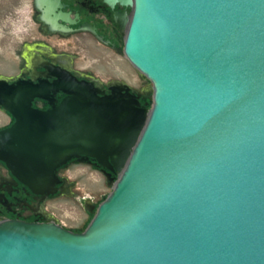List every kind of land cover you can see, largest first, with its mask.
I'll return each instance as SVG.
<instances>
[{
    "label": "water",
    "instance_id": "95a60500",
    "mask_svg": "<svg viewBox=\"0 0 264 264\" xmlns=\"http://www.w3.org/2000/svg\"><path fill=\"white\" fill-rule=\"evenodd\" d=\"M120 2L144 104L125 82L105 94L42 58L38 74L28 57L27 74L0 75L14 117L0 160L19 181L52 192L79 154L117 174L81 232L0 221V264H264V0Z\"/></svg>",
    "mask_w": 264,
    "mask_h": 264
},
{
    "label": "flooded vegetation",
    "instance_id": "af4514ba",
    "mask_svg": "<svg viewBox=\"0 0 264 264\" xmlns=\"http://www.w3.org/2000/svg\"><path fill=\"white\" fill-rule=\"evenodd\" d=\"M132 6L122 4L120 0L111 5L107 0H30V19L34 40L23 45L21 52L22 66L19 71L10 76L27 74L28 57L34 59L35 68L29 71L40 73L43 67L36 65L42 58L60 70H67L78 80L98 81L105 94L111 91L107 87L114 82H125L142 91L141 104L149 100V87H135L125 78L99 76L96 67L103 62L111 64L115 56H123L128 64L140 74L128 61L123 53L125 31L115 21V13L129 12ZM41 78V77H40ZM56 77H48L52 82ZM144 78V77H143ZM38 79L34 80L37 82ZM54 103H59L66 93L57 91L51 96ZM33 107L47 109L50 103L46 99L35 98ZM14 117L0 109V130L10 126ZM77 166L88 169L108 178H117L115 171L100 165L95 158L79 154L71 157L56 170V182L52 192H36L17 179L6 164L0 160V221L21 220L25 222L55 221L65 225L56 217L53 204L62 197L74 196L78 181L71 171ZM83 208L92 213L97 204L90 196L81 198ZM89 208H93L91 211ZM67 228V227H66ZM79 232L78 230L68 228Z\"/></svg>",
    "mask_w": 264,
    "mask_h": 264
},
{
    "label": "rangeland",
    "instance_id": "374dc122",
    "mask_svg": "<svg viewBox=\"0 0 264 264\" xmlns=\"http://www.w3.org/2000/svg\"><path fill=\"white\" fill-rule=\"evenodd\" d=\"M32 26L30 0H0V75L10 76L19 71L23 45L34 40ZM96 69L103 78H125L138 88L151 86L144 76L138 78L137 72L120 55L115 56L111 64L103 62ZM71 175L78 181L75 195L60 198L52 209L65 227L81 232L94 215L83 208L81 198L88 195L98 205L111 192V187L103 176L86 166H77Z\"/></svg>",
    "mask_w": 264,
    "mask_h": 264
},
{
    "label": "trees",
    "instance_id": "16d2710c",
    "mask_svg": "<svg viewBox=\"0 0 264 264\" xmlns=\"http://www.w3.org/2000/svg\"><path fill=\"white\" fill-rule=\"evenodd\" d=\"M149 105H150V103H149Z\"/></svg>",
    "mask_w": 264,
    "mask_h": 264
}]
</instances>
